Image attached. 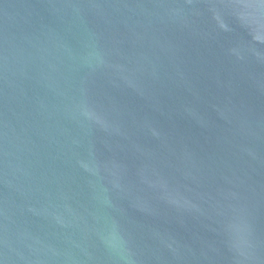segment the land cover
Here are the masks:
<instances>
[{"label":"water","instance_id":"1","mask_svg":"<svg viewBox=\"0 0 264 264\" xmlns=\"http://www.w3.org/2000/svg\"><path fill=\"white\" fill-rule=\"evenodd\" d=\"M0 264H264V0H0Z\"/></svg>","mask_w":264,"mask_h":264}]
</instances>
